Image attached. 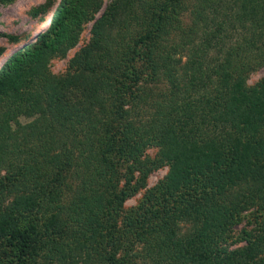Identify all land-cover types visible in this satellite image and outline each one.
I'll use <instances>...</instances> for the list:
<instances>
[{
  "label": "trees",
  "instance_id": "16d2710c",
  "mask_svg": "<svg viewBox=\"0 0 264 264\" xmlns=\"http://www.w3.org/2000/svg\"><path fill=\"white\" fill-rule=\"evenodd\" d=\"M103 3L62 0L0 72L38 114L7 133L18 99L0 113V264H264V0H113L95 20Z\"/></svg>",
  "mask_w": 264,
  "mask_h": 264
},
{
  "label": "rangeland",
  "instance_id": "374dc122",
  "mask_svg": "<svg viewBox=\"0 0 264 264\" xmlns=\"http://www.w3.org/2000/svg\"><path fill=\"white\" fill-rule=\"evenodd\" d=\"M62 0H14L11 3L0 4V72L11 56L18 51L33 45L39 36L49 27L55 11L58 9ZM103 7L95 15V20L104 13L106 7L113 0H103ZM47 4L49 10L47 14L34 16L33 10L40 5ZM94 20L87 23L80 34L79 43L73 49L69 50L66 57L55 58L50 65L51 72L56 76H65L69 72L70 61L86 47L92 37V27ZM12 36L15 41L6 36ZM264 78V69L253 74L248 81L249 85H254ZM15 99H18L20 109L18 116L7 127V133H13L17 130H26L38 122V114L33 105L31 92L25 87V78L19 76L14 82L7 78L0 77V113H5L14 106ZM157 149L151 148L146 156L154 158ZM168 166L162 167L151 173L147 179L146 186L137 194L127 200L126 209H131L138 205L142 200L146 190L154 188L168 174ZM5 175L4 158L0 155V177ZM44 193L42 192V195ZM9 199V198H8ZM252 226L247 221L235 230V235L242 231H250ZM96 233L95 229H87L84 232L73 230L70 236L86 242H90Z\"/></svg>",
  "mask_w": 264,
  "mask_h": 264
}]
</instances>
